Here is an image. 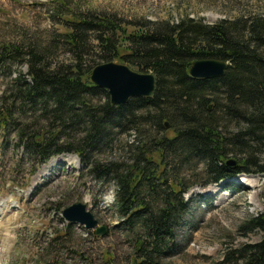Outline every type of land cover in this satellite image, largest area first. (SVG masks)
<instances>
[{"label":"trees","instance_id":"16d2710c","mask_svg":"<svg viewBox=\"0 0 264 264\" xmlns=\"http://www.w3.org/2000/svg\"><path fill=\"white\" fill-rule=\"evenodd\" d=\"M109 16L70 14L62 32L70 63L47 62L32 43L0 45V66L20 61L28 69L0 100V132L5 136L17 121L16 147L34 165L74 151L94 179L114 187L117 227L132 247L129 264H159L186 224L183 193L190 185L242 173L264 176V14L240 13L212 24L188 15L134 23ZM92 56L147 69L155 76L154 91L112 104L89 78ZM199 58L227 61L224 75L191 77L188 69ZM15 103L20 113L40 111L49 127L19 128ZM72 131L83 134L75 138ZM124 133L133 136L119 147L129 156L99 158L117 148L113 137ZM240 230L260 231L262 238L227 248L224 264H264V210L246 217Z\"/></svg>","mask_w":264,"mask_h":264},{"label":"rangeland","instance_id":"374dc122","mask_svg":"<svg viewBox=\"0 0 264 264\" xmlns=\"http://www.w3.org/2000/svg\"><path fill=\"white\" fill-rule=\"evenodd\" d=\"M86 11L132 23L176 22L188 15L212 24L240 13L264 14V0H0V45L32 43L46 54L47 62L70 63L73 56L62 40L63 24L73 12ZM92 58L95 65L107 62ZM19 62L0 66V100L19 73L27 75L26 63ZM15 104L12 113L19 128L49 127L40 111L20 113ZM16 123L5 136L0 133V264H129L132 247L126 232L117 227L114 187L94 179L74 151L34 165L33 157L16 147ZM132 137L114 136L117 148L102 151L99 158L128 157L127 149L119 147ZM194 180L199 174L187 177L186 184ZM183 197L189 203L186 224L177 230L176 246L159 264H224L227 248L261 240L260 231L243 235L240 226L246 217L264 210V176L242 173L230 180L198 182ZM75 202L85 204L99 225L107 226L105 235L62 217L63 209Z\"/></svg>","mask_w":264,"mask_h":264},{"label":"water","instance_id":"95a60500","mask_svg":"<svg viewBox=\"0 0 264 264\" xmlns=\"http://www.w3.org/2000/svg\"><path fill=\"white\" fill-rule=\"evenodd\" d=\"M227 66L228 62L225 60L199 58L192 61L188 73L193 78H214L224 75ZM89 78L95 86L107 92L112 104H122L135 96H150L155 88V76L152 72H139L128 64L115 61L95 65L90 71ZM164 126L168 128V122H165ZM228 163L234 164L233 161H228ZM62 215L70 222H78L87 228H95L97 234L106 233V226H97L98 220L91 211L86 210L85 204L81 202L65 207Z\"/></svg>","mask_w":264,"mask_h":264}]
</instances>
